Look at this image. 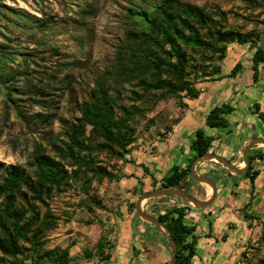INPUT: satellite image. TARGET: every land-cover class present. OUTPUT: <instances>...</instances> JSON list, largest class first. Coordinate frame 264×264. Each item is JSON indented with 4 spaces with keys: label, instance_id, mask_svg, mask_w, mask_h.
I'll use <instances>...</instances> for the list:
<instances>
[{
    "label": "rangeland",
    "instance_id": "obj_1",
    "mask_svg": "<svg viewBox=\"0 0 264 264\" xmlns=\"http://www.w3.org/2000/svg\"><path fill=\"white\" fill-rule=\"evenodd\" d=\"M190 1L206 10L218 6L226 14L228 29L248 32L254 39L264 29V10L252 8L247 0ZM138 3L139 0H0V46L10 51L9 75L0 79V162L16 164L32 174L29 161L35 143L54 154L49 142L63 137V121L79 116L78 105L93 86L94 76L104 69L113 57L115 46L131 27L128 9ZM47 21L51 23L45 28ZM240 45L246 49L245 56L239 59L242 68L239 79L230 83L232 79L227 74L238 62H233L232 57L241 51L237 49ZM227 51L225 59L213 58L209 63V66L219 64L223 77L206 86L201 98H184L185 105L174 98L158 102L148 98L144 102L145 112L134 125L130 153L126 156L128 162L103 152L97 154L99 163L119 179L94 180L88 193L79 184H71L51 195L49 203L58 224L48 232L46 247L68 246L70 256L86 264H125L130 260L132 264L169 263L167 241L156 226L137 220L136 228L140 225L143 234L135 233L131 226L138 198L152 190L149 174L156 179L157 187H161V178L171 165L185 167L194 155L189 146L198 128L213 137L209 151L223 154L231 162L239 160L241 165L238 148L243 138H264L260 120L255 129L251 124L244 125L242 128L247 132H241L239 123L234 122V118L248 117L249 106L251 111L254 109L251 102L255 94L249 91L253 71L247 65L254 51L253 43H231ZM191 61L200 72V54H192ZM261 83L264 84V79ZM7 85L17 88L12 93L15 103L5 95ZM231 86L238 88V94L232 92ZM224 87H228L225 93L228 97H224V91H218ZM127 89L130 87L126 85L123 103L129 105ZM222 103L235 109L229 116V126L209 128L205 125L207 112ZM254 147L249 154L264 149ZM251 167L259 174L254 180L253 199L244 207L251 189L244 175H229L214 161L197 165L199 174L215 181L217 195L208 207H194L186 214L185 222L196 226L198 237L197 256L192 264H264V155L253 160ZM182 186L201 199L211 191L191 176L185 178ZM89 195L97 197L103 208L91 204ZM185 203L167 195L145 200L143 209L155 216L160 210ZM130 235L135 240L128 246L129 251H125ZM99 236L110 244L111 258L103 262H98V257L84 259L83 249L92 248Z\"/></svg>",
    "mask_w": 264,
    "mask_h": 264
},
{
    "label": "trees",
    "instance_id": "obj_2",
    "mask_svg": "<svg viewBox=\"0 0 264 264\" xmlns=\"http://www.w3.org/2000/svg\"><path fill=\"white\" fill-rule=\"evenodd\" d=\"M129 8L131 27L115 46L113 57L104 69L93 78V86L78 105L79 116L62 122V136L49 142L53 155L35 143L29 165L32 174L16 164L0 162V264H86L73 259L69 248L46 247L48 232L58 224V217L50 207L53 193H60L71 184H79L83 192L92 189V181L119 179L115 173L101 165L98 153H106L125 162L130 153L134 125L144 114L143 104L174 98L185 105L184 98L193 100L201 94L203 81L223 77L219 64L209 66L213 58H225L228 45L252 42V79L258 78V65L264 63V53L259 46L258 32L255 39L250 33L226 27V14L218 6L206 10L190 0H139ZM252 8L264 10V0H247ZM93 14V11L91 12ZM50 21L43 27L48 28ZM10 51L0 46V79L9 75ZM192 54H200V72L191 61ZM210 54V55H209ZM241 69L236 62L229 73L234 77ZM217 75V76H215ZM126 85L129 105L123 103ZM17 88L7 85L6 97ZM234 107L228 103L213 106L205 117L209 128H226ZM17 113L19 112L16 109ZM264 125V110L254 103L252 111ZM190 149L194 155L185 167L173 164L161 178L160 186H178L190 176L193 159L209 151L213 137L203 128L194 130ZM260 153L249 154V167L244 177L251 184L248 207L253 199L254 180L259 174L251 167L252 161L262 159ZM146 170V167L143 166ZM152 188L158 186L153 175ZM90 203L103 208L97 197L89 195ZM190 207L172 205L155 217L169 229L176 244L175 264H192L197 256L196 226L187 224L185 217ZM69 214V213H66ZM254 218L252 215H246ZM89 223H91L89 221ZM110 244L101 236L92 248L82 251L83 258L98 257V262L111 258ZM165 264H168L165 263Z\"/></svg>",
    "mask_w": 264,
    "mask_h": 264
},
{
    "label": "water",
    "instance_id": "obj_3",
    "mask_svg": "<svg viewBox=\"0 0 264 264\" xmlns=\"http://www.w3.org/2000/svg\"><path fill=\"white\" fill-rule=\"evenodd\" d=\"M259 46L264 53V30L259 36ZM254 146H263L264 147V138L263 137H248L245 139L244 144L241 149V157L243 161L242 166H237L233 162L229 161L227 158L223 156H219L212 152H206L200 155H197L190 166V176L200 184L209 186L211 191L206 196V198L201 199L194 195H191L183 188L178 186H161L154 188L144 194H142L136 204H135V217L131 223L132 230L136 233V223L137 220H141L142 222H146L152 224L158 228V231L165 237L168 249H169V263L175 264L176 260V244L172 239L171 233L167 226L157 219L155 216L146 213L143 209V202L148 199H152L160 196H175L187 202V204L195 207V208H205L212 204L215 200L217 194L216 183L213 179L206 175L199 174L197 172V165L201 162L205 161H214L220 164L223 168L228 171L229 175H244L249 167V151L254 148Z\"/></svg>",
    "mask_w": 264,
    "mask_h": 264
},
{
    "label": "crops",
    "instance_id": "obj_4",
    "mask_svg": "<svg viewBox=\"0 0 264 264\" xmlns=\"http://www.w3.org/2000/svg\"><path fill=\"white\" fill-rule=\"evenodd\" d=\"M236 48L234 47V50H235ZM237 49L238 50H241L240 52L238 51L237 52V54H235V55H233V62H236V61H238V62H240L239 61V59H241V57H244L245 56V54H244V52L246 51V49H245V46L244 45H240L239 47H237ZM236 49V50H237ZM228 54H229V51H227V54H226V56H225V58L228 56ZM253 54V53H252ZM252 54H250L249 55V57H251V61H249L248 63H247V65L250 67V69H252ZM247 57H248V54H247ZM248 57V58H249ZM224 58V59H225ZM241 63V62H240ZM241 68H242V64H241ZM258 71H259V74H258V78H257V80L256 81H254L253 79L251 80V82H253V83H251V84H249V87H251L250 89H249V91L251 92V93H254L255 94V96L253 95L252 97V99H253V102H251V105L252 106H254V103H258V105H259V109H260V111H263L264 110V84H262L261 82H262V79H264V63H260L259 65H258ZM222 75V74H221ZM226 75V74H225ZM239 75H240V72H238L237 74H236V76H234V77H230L232 80H231V82L230 83H235L237 80L236 79H239ZM215 76H217V75H215ZM235 81V82H234ZM217 82V80H215V81H210V82H205V83H201L200 84V88H201V94H200V96L198 97V98H201L202 96H203V94H204V91H206V86H208V85H212L213 83H216ZM260 84V85H259ZM210 85V86H211ZM255 85H259L260 87H255ZM231 89H233V93L234 94H238V88H233V86H231ZM240 90V89H239ZM218 91L219 92H221V91H224L223 93L225 94L227 91H228V87L227 88H222V89H218ZM260 92V93H259ZM229 94V93H228ZM209 97H210V95H208ZM224 97H228V95H224ZM205 101V100H204ZM249 103H250V100L248 101V105H249ZM221 105V104H220ZM234 111H235V109H234ZM249 113H248V117H246V118H242L241 120L240 119H237V118H234V122H236L237 124L239 123V125H238V127H241V128H238L241 132H247V131H245V129H243L242 127H244V125H252V127L255 129V125H257V120H259L258 118H257V115L256 114H254L251 110H250V106H249V111H248ZM250 115V116H249ZM229 116H231V114H227L226 115V118L228 119V121H229ZM247 121H250V122H247ZM241 122V123H240ZM243 129V130H242ZM248 137H246V138H243V140L241 141V144H240V148H238V155H239V151H241V149H242V146H243V144H244V141H245V139H247ZM254 148H256V147H254ZM224 151H227V149H223ZM251 150H253V148L252 149H250V151ZM209 152H211V151H209ZM213 153V152H212ZM226 155L228 154L227 152L225 153ZM222 156H224V157H226L225 155H223L222 154ZM233 156V155H232ZM236 159H239V156L236 158ZM235 165H237V166H239V164L241 163L239 160H233L232 161ZM217 195V194H216ZM181 205H184V204H181ZM185 205H187V206H189L190 207V210L191 209H194V207L193 206H191V205H189V204H187V203H185ZM160 212H163L162 210H160ZM139 221H137V223H138ZM137 223H136V225H137ZM138 228H137V232L136 233H138V234H143V231H144V229H142V228H140V225L139 226H137ZM145 232V231H144ZM100 237V236H99ZM127 239H128V245L127 246H124L125 245V243L123 244V246H124V249H125V251H129V245L131 244V243H134V236L132 235H130L129 237H127ZM72 257V256H71ZM132 257V256H131ZM131 257H130V259H131ZM78 261V260H77ZM122 264H124V263H122ZM125 264H132V260H130V262H128V263H125Z\"/></svg>",
    "mask_w": 264,
    "mask_h": 264
},
{
    "label": "bare ground",
    "instance_id": "obj_5",
    "mask_svg": "<svg viewBox=\"0 0 264 264\" xmlns=\"http://www.w3.org/2000/svg\"><path fill=\"white\" fill-rule=\"evenodd\" d=\"M240 165H241V164H240ZM240 165H239V166H240ZM242 165H243V164H242ZM242 165H241V166H242ZM209 190H210V188L208 187V190H207V191L209 192Z\"/></svg>",
    "mask_w": 264,
    "mask_h": 264
}]
</instances>
